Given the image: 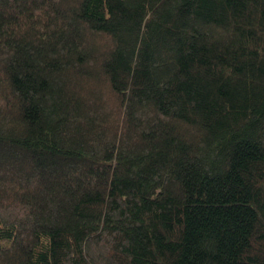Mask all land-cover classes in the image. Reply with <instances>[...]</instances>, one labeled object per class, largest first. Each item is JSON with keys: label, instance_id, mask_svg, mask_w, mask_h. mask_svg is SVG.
I'll use <instances>...</instances> for the list:
<instances>
[{"label": "trees", "instance_id": "trees-1", "mask_svg": "<svg viewBox=\"0 0 264 264\" xmlns=\"http://www.w3.org/2000/svg\"><path fill=\"white\" fill-rule=\"evenodd\" d=\"M0 71V264H264V0H0Z\"/></svg>", "mask_w": 264, "mask_h": 264}, {"label": "rangeland", "instance_id": "rangeland-1", "mask_svg": "<svg viewBox=\"0 0 264 264\" xmlns=\"http://www.w3.org/2000/svg\"><path fill=\"white\" fill-rule=\"evenodd\" d=\"M98 37L96 36V35H93L92 37H88V42L89 41H91L92 42V40L93 41H96L97 43H99L98 42ZM90 42V45H94L93 43H91ZM1 72V71H0ZM0 80H1V82H0V106H2V101H3V97L2 96H4V94H3V90H4V92L6 93L7 92V85L4 83V80H5V78H4V75L2 74V72L0 73ZM2 81H3V83H2ZM90 91H91V89H90ZM0 108H2V107H0ZM109 111H113L112 110V108H109ZM117 111V110H116ZM104 112H106V109L104 110ZM108 113V111L106 112V114ZM118 114H119V111H118ZM117 114V115H118Z\"/></svg>", "mask_w": 264, "mask_h": 264}]
</instances>
